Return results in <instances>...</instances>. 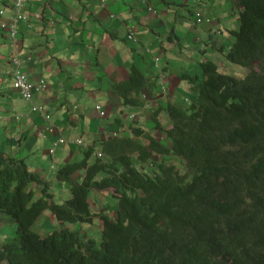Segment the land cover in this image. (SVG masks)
Masks as SVG:
<instances>
[{"label":"trees","instance_id":"16d2710c","mask_svg":"<svg viewBox=\"0 0 264 264\" xmlns=\"http://www.w3.org/2000/svg\"><path fill=\"white\" fill-rule=\"evenodd\" d=\"M236 7L240 26L230 31L232 45L224 54L249 72L238 78L201 61L203 78L187 77L197 87L195 99L165 107L170 144L139 127H131L134 138H101L106 159L91 160L95 147H89L56 174L61 184L80 171L86 178L67 205L55 202L51 184L24 159L0 149V212L17 224L14 236L0 240V264H264V0H237ZM129 77L112 91L124 105H140L131 91L147 76L133 64ZM163 110L152 116L160 131ZM139 150L146 172L135 165ZM171 157L185 161L184 174ZM100 171L110 180H96ZM103 186H114L120 201L109 209L115 215L102 217L97 243L79 224L93 222L87 198L91 188ZM46 211L61 226L41 236L32 227Z\"/></svg>","mask_w":264,"mask_h":264},{"label":"crops","instance_id":"0c3cea01","mask_svg":"<svg viewBox=\"0 0 264 264\" xmlns=\"http://www.w3.org/2000/svg\"><path fill=\"white\" fill-rule=\"evenodd\" d=\"M144 1L149 5L153 4L151 12H147L148 8H141L145 4ZM182 1L197 6L200 3L202 6L205 4L203 7L205 16L207 15L206 18L209 19L212 18V21L210 23L204 21L199 27L194 25V21H190L192 16L188 17V10L175 13L178 3ZM27 2L28 9L36 15L39 14L43 4L48 7V12H50L48 26L45 28L43 24L40 26L37 20L32 21L31 26H28L27 22L21 23L20 35L22 34L26 39H33L37 31L47 34L46 37L48 38V40L42 38L39 43L34 41L30 43L32 50L35 49L38 53H42L35 52L33 55L38 65L30 69V72L33 71V74L37 75L42 70L45 71L42 60L53 58H59V61L68 67V64L63 62L67 56H70L69 62L75 63V69L70 76L67 71L68 68H66L63 71V78L61 76L55 79L47 73L49 81L55 87L50 94L48 92L46 94L36 93L38 97L35 95V102L42 104L37 106L38 110L32 109L31 111V108L29 109L31 104L28 105L29 103L22 99L21 95L15 92L16 90H12L13 95L1 106L5 107L6 112L0 111V148L6 153L24 159L29 169L37 172L39 176L41 175V178L49 182L54 190H56L57 183H53L49 172L48 175L43 172L41 164L47 161V153L58 138L63 134L66 137L69 135L71 137L92 135L88 139L89 144L100 145L98 140L100 141L101 137H108L106 135L108 127H111L113 123L125 125L126 116L119 113L120 109H123L121 98L112 92L113 81L118 77L107 76L103 67H107V70L114 67L123 75L119 79H124L128 77L133 64H135L142 69L141 71L146 76L148 74L152 76L151 79L155 82L158 74L153 76L151 73L153 72L152 68L155 70L152 58L156 55L158 57L160 53L166 55L168 49V51L175 52L177 48L190 50L189 53L193 54L192 51H194L195 46L191 40L197 38L196 35H193V28L199 32L201 41L208 39V44L214 45V42L222 38L224 41L221 42L223 45L220 49L229 42L232 45L231 36L225 32V29L230 34L231 30L236 29V22L238 21V12L234 0H27ZM232 8L235 10L232 11ZM165 9L169 11V16H166V19H161L162 13L160 11L164 12ZM8 14H10V10ZM181 19L183 21L188 19L186 22L189 25L186 23L184 25L185 21L183 22ZM133 22L136 27V35L133 40H130L128 31ZM182 24L183 26H181ZM159 27H162L164 31ZM207 27L211 28L207 29ZM219 29L221 30L219 31ZM179 30L184 33V38L177 32ZM202 33L204 36H201ZM163 34L165 36L161 42L157 36L163 37L161 36ZM80 35L89 37V40H84L85 45L81 43L82 36ZM188 37H191L190 41L187 40ZM64 44H67L68 48H73L75 54L69 55V52L61 46ZM81 47H85V50H92L95 55L91 52L88 53L87 57L85 54L81 55L79 52ZM113 47L117 48L116 53H113ZM144 47L151 48V50L147 52L145 50L146 53H144ZM155 48L157 50L153 55ZM201 57L197 58L201 59ZM192 58L195 59V57ZM172 60L165 57L162 65V71L169 81L171 97L172 89L178 91L177 89L180 87L177 86L178 83L181 87L185 85V82L176 79V75L180 71L177 70V65ZM56 63L59 62L56 61ZM89 65L95 67L94 70H91ZM4 68L0 69V77L6 73L3 71ZM145 70L149 71L148 74L145 73ZM97 74H100L101 77L94 76ZM156 89L157 87L153 89V94L157 93ZM101 100L102 102H99ZM71 104L73 106H70ZM97 105L102 106V112L96 108ZM15 111L22 114L19 120L12 117ZM83 153L84 149L80 148L65 149L60 165L81 159ZM49 169L52 170L51 167ZM54 181L56 182V180ZM5 217L8 218L6 215ZM41 222L42 220L39 221L38 225Z\"/></svg>","mask_w":264,"mask_h":264},{"label":"rangeland","instance_id":"374dc122","mask_svg":"<svg viewBox=\"0 0 264 264\" xmlns=\"http://www.w3.org/2000/svg\"><path fill=\"white\" fill-rule=\"evenodd\" d=\"M236 2H237V0H234V3H236ZM144 5L141 6V8L146 9V8H148L149 3H145ZM9 10H10V14H8ZM234 10H235V8H232V11H234ZM149 11L151 12L152 10L148 9L147 12H149ZM161 13H162L160 15L161 19H166V16H169V11H167L166 9L164 12H162V10H161ZM239 13H240V11H239ZM49 15H50V12H48V7L45 6L44 4L41 6L39 14L36 15V14L32 13L30 11V9H28L27 0H25V1L24 0L23 1L22 0H0V38H1V41H0V69H2L4 67L6 68V69L4 68V70H3V71H6V73H4V75L2 74V76L0 77V93H1L0 94V111L3 113H5L6 111H5V107H1L2 103L4 101H8V99L13 95L12 90H16L15 92L16 93L18 92L19 95H21L22 99H24L26 102L29 103V104L27 103L28 105L31 104L30 108L35 110V109H37V106L42 105L41 103L35 102L36 93L46 94L48 92V94H50V92H53V90H54L55 86L53 83H51L49 81L48 75L50 77L55 78V79L58 77H61V76L63 78V71L66 68H68L67 71H68L69 75L72 76L73 69H75V63L68 61L70 56H67L63 59V62L64 63L66 62L68 64V67L66 65H64L62 62H60L59 58L58 59L53 58V59H48V60H42L45 71L42 70L41 73L37 74V75H34L33 71L30 72V69H32L38 65L36 58L33 56V55H35V52L36 53H38V52L35 51V49L32 50L33 48H32V46H30V43L32 41L39 43V42H41L42 38H44L46 40H48V38L46 37L47 34H43L41 31H37L34 34L35 37L33 39H30V38L26 39V37H24L22 34L20 35L21 21H24L27 18V19H29L28 23L31 25L32 21L37 20V21H39L40 26H41V24H43V26L45 28L48 26V22H49L48 16ZM238 16H240V14L237 15V17ZM204 21H207L208 23H210L212 21V19L209 20V18H204V19H200L198 21L196 20L194 22V24L196 26L201 27V24ZM236 26H237L236 29L239 28L240 18L236 22ZM129 29L130 30L128 31V38L130 40H133L135 38V35H136V27H135L134 22L130 25ZM160 29H162L164 31V29L162 27H160ZM192 30H193L192 32H194L193 35H196L197 38L195 40H191V37H188L187 40H189V41L191 40L195 46L194 51H192L193 54L192 53L190 54L185 49L180 50V48L179 49L177 48L175 52L167 51L166 54H168V55H165L167 58L173 59L172 62L175 65H177V70H179L180 73H178L176 75V79L179 81L186 82L185 85L181 87V85L178 83L177 86H180L178 91L173 90V89L171 90L172 91V97H173L172 98L170 96L171 93L169 91L168 79L165 78L166 82L165 81L161 82L159 79L154 82V80L152 81V79H151L152 76H150L148 74V72L146 71L145 73L148 74L146 77L147 83L151 84V81H152V83L154 85L151 86L150 84L146 83L147 85L145 84L141 89L131 91V94H133V95H131L132 99L138 98L140 103H141L140 104L141 106L140 105L139 106L138 105H124L122 103V100H121V105L123 106V110L120 109V115L125 114V116H126L125 125L123 126V124L113 123L111 125V127H108L106 129V135L108 137H112V136L116 135L118 137L131 136L134 138V134H133L131 127H139L141 129L144 128L143 130H145L146 132L148 131L147 133L153 135L155 138L160 139L161 141H165L164 143L170 144L169 139H167V137H166V133L172 128V123H171V120L169 119V117L165 111V107L167 106L168 102L174 101L175 104L179 105L180 103L182 104L183 102L186 103L187 99H188L187 97H189L192 100L195 99L197 87L194 85H191L188 82V80L186 81L185 79H187L188 76H194V77L198 76L200 79L203 78V73L201 71L202 69H201V67H199L200 66L199 64L201 63V61H206V60L213 61V62L218 64L220 71H222L224 73L232 74L238 78H243L249 72V68L234 65V64H232L226 60L224 53L227 50H229V45H231V42H229V44H226V46H224V48H223L225 50L224 51L223 49H220V46L223 45L221 43V42H223L222 38H220L219 41L214 42L215 43L214 45H211V44L207 45L208 40H206V41L204 40L206 42V45H205V42L200 40L199 32L195 28H193ZM17 31H18V34H17ZM225 32L228 35H230L226 29H225ZM161 33H163V32H161ZM178 33L180 36H183V37L185 36L184 33L181 32L180 30L178 31ZM83 35H80V36H82L81 37V43L83 45H85L86 43L84 40H89V37H84ZM203 35L204 34L202 33V36ZM162 36L163 37L157 36V38L161 41L165 35L163 34ZM166 41H168V38H166ZM184 41H186V40H184ZM66 42H68V40H66ZM199 44H200V46H199ZM61 46H62V48H64V50H67L69 52V55L71 53L75 54V52L73 51V48H68L67 44H64ZM13 47H14V49H12ZM199 47H201V48L203 47V48L199 49ZM112 50H113V53H116L118 51L116 47H113ZM145 50L147 52L148 48L144 49V53H145ZM156 50L157 49L155 48L153 54L155 53ZM205 50H207V51H205ZM79 52L81 53V55L85 54L86 55L85 57L88 56L89 52H91L93 55H95L92 50H90V49L85 50V47H81L79 49ZM38 54H42V53H38ZM163 54L164 53H160L159 63L157 61L158 60L157 55H156V58H152V60L154 61V66H155V70H153L154 68H152V70H153L152 74L153 75H156V74H158V75L162 74L163 75L164 74V72L162 71V65H163L164 59H165ZM201 55H202V57L199 61V59L197 57H199ZM206 55H208V56H206ZM190 56L195 57V59H193ZM71 60H73V59H71ZM149 60L151 62L150 58H149ZM56 61H58L59 63H56ZM195 65L198 66L199 68L195 67ZM24 68H25V70H24ZM89 68L90 69L92 68L91 70H94L93 68H95V67H92L91 65H89ZM103 70L106 72L107 76L114 75L115 77H118L117 79H115L113 81L116 85L129 83V78H130L129 75L130 74L128 75V77H126L124 79H119V78L123 77V75L120 74L114 67H110V68H108V70H107V67H103ZM140 70H142V69H140ZM95 71H97V70L95 69ZM188 72H190V73H188ZM47 73H48V75H47ZM94 76H96L97 78L101 77L100 74H97ZM164 76H165V74H164ZM20 78H23L26 82H28L32 86V89L29 93L26 90H24L23 87L20 85ZM149 86H151V87H149ZM16 87H18V88H16ZM147 87H148V89H147ZM154 87L155 88L157 87V89H156L157 93L156 94H153ZM10 89H11V91H10ZM32 90H33V93H31ZM117 95L121 98V96L119 94H117ZM172 99H173V101H172ZM147 100H149V101H147ZM150 101L152 103V106H151ZM96 102H97V100H96ZM99 102H102V100ZM70 106H73V104H71ZM158 107H161L162 109H164L158 116V119L161 122V126L163 125V127H164L163 131H160L157 129L155 130V127H154L155 122L152 118L153 113H154L153 111H155V109ZM133 111H136V112H133ZM48 113H49V111H48ZM12 117L15 120H19L20 117H22V114L15 111L14 116H12ZM138 119H140V120H138ZM130 124H132V126H129ZM135 125H137V126H135ZM90 136H92V135L74 136V137H71L69 135V136H67L68 137L67 138V137L62 135V137H60L54 143L52 150H50L51 152L49 151L47 153V156H46L47 161L46 162L44 161L41 164V166H42L41 169L43 170V172L46 175H48V172H49L50 176L53 179L54 184L57 183V185L55 186L56 190L52 189L53 187H50L51 193L53 194V196L55 195L54 200L57 204H60V205L66 204L67 205L70 202L74 201L75 194H74L73 188L83 186L85 181H86L85 177H81L82 171H80L79 174L75 173L72 176L70 182H64V184L60 183V181L56 178V174H58L59 170L61 169V166L64 165V164L60 165V163L62 161V157L64 156L62 153L65 151V149H69V148H73V149L80 148V149H82L81 147L85 143H88V141H89L88 139ZM138 139H140V141L143 144L147 145V143H148L147 139L136 138V140H138ZM98 142H100V141H98ZM139 152L141 153V151L139 150L135 154L139 157L140 160H138V158L135 155L133 156V158L135 160V165L139 169H141L142 172H146L149 168H147V165L145 163H143L145 161H143L141 159V156H139ZM96 157L97 156L94 155L92 158L94 159ZM106 158L107 157H100V159H106ZM152 158L154 161L155 160L159 161L161 156L154 153ZM166 159L168 160L169 158H166ZM169 162L172 164L175 163L177 166V169H179L182 174L185 173V170H184L185 161H180L179 159H177L175 157L174 158L171 157ZM66 163H69V162H66ZM50 167L52 168V170L49 169ZM110 177H111V175L109 173L106 174V173H103L102 171H100L96 175L95 179L96 180H98V179H101V180L109 179L110 180ZM54 178H55L56 182L54 181ZM75 179H77V180H75ZM107 186L102 187L103 191L102 190H96V188H91V192L88 195L87 200L90 198L89 201H90V205H91V211L94 214L92 217L93 222L91 224H79V226L82 228L81 232H83V235L88 236L90 238H94L97 243H100V241H101L102 230L104 227L102 217L106 213H108L109 215H111V214L115 215L114 212L110 214L109 209L116 210L119 206V201H120L119 200L118 203L115 201V197H114L115 196V192H114L115 187L114 186L113 187H107ZM38 190H39V192H41L40 189H38ZM94 192H96V193H94ZM93 193H94V196H91ZM39 195H40V193L37 194V196H39ZM5 215L6 214L0 212V217H3V216L5 217ZM8 218H6V217L0 218V240L3 239V237L6 236V234H8L7 235L8 237H10L11 235L14 236V234L16 232L15 229L17 228V224L14 223V221H12V219H10V218L8 219ZM40 220H42V222L40 225H38ZM129 223H130V221L126 220V224L128 225ZM60 226H61V223L58 222L54 218L53 214L50 211H47L38 219V221L36 222V225L34 227H37V229H39L41 234H44L45 231H50V230H53V229L58 228ZM71 226H73V225H71Z\"/></svg>","mask_w":264,"mask_h":264},{"label":"bare ground","instance_id":"6f19581e","mask_svg":"<svg viewBox=\"0 0 264 264\" xmlns=\"http://www.w3.org/2000/svg\"><path fill=\"white\" fill-rule=\"evenodd\" d=\"M23 1V0H22ZM25 1V0H24ZM202 1V0H201ZM144 3H145V1H144ZM203 4V3H202ZM153 5V4H152ZM152 5H149L148 6V9L149 10H152L153 9V7H152ZM205 5V4H204ZM202 6L201 5V3L197 6V5H195V4H193V3H187L186 1L185 2H179L178 3V8L176 9V12L175 13H179L180 11H184V10H188V17H191L192 16V19L190 20V21H198V20H200V19H204V18H206L207 17V15L205 16V12H204V8L203 7H205V6ZM237 8V7H236ZM175 10V9H174ZM214 10V9H213ZM210 11H211V9H210ZM157 12V11H156ZM161 12V11H160ZM237 12H238V9H237ZM213 13V12H212ZM158 14V13H157ZM187 14V13H186ZM185 14V15H186ZM207 14H209V13H207ZM209 15H211V14H209ZM213 15V14H212ZM211 15V16H212ZM32 16V15H31ZM157 16V15H156ZM119 17V16H118ZM218 17V16H217ZM158 19V18H157ZM177 19V18H176ZM212 18H210L209 20H211ZM32 20V19H31ZM159 20V19H158ZM182 20V19H181ZM188 20V19H187ZM187 20H182L183 22H184V25H185V23L186 24H188L186 21ZM28 21H29V19H25L24 21H21V23H23V22H27L28 23ZM202 21V20H201ZM158 22V21H157ZM177 22V21H176ZM178 23V22H177ZM158 24V23H157ZM174 24V23H173ZM176 24V23H175ZM197 24V23H196ZM203 24V23H202ZM201 24V25H202ZM207 24V23H206ZM215 24V23H214ZM189 25V24H188ZM195 25V24H194ZM205 25V24H204ZM28 26H31L29 23H28ZM27 26V27H28ZM176 26V25H175ZM181 26H183V24L181 25ZM211 26V25H210ZM134 27V26H133ZM177 27V26H176ZM180 27V26H179ZM205 27V26H204ZM160 28V27H159ZM172 28V27H171ZM210 29L211 27H207V29ZM28 29V28H27ZM131 29V28H130ZM129 29V30H130ZM145 29V28H144ZM151 29V28H150ZM175 29H177V28H175ZM184 29H185V27H184ZM206 29V30H207ZM178 30V29H177ZM221 29H219V31H220ZM229 31H230V29H228ZM133 31V30H132ZM138 31V30H137ZM151 31V30H150ZM171 31V30H170ZM236 31V30H235ZM167 32V31H166ZM166 32H163L164 34L166 33ZM178 32V31H177ZM203 32V31H202ZM16 33V32H15ZM175 33V32H174ZM194 33V32H193ZM197 33V32H196ZM218 33V32H217ZM231 33V32H230ZM234 33V32H233ZM17 34H18V31H17ZM157 34H158V32H157ZM159 34H160V32H159ZM219 34V33H218ZM232 35V34H231ZM235 35V34H234ZM18 36V35H17ZM162 36V35H161ZM202 36V35H201ZM204 36V35H203ZM218 36V35H217ZM167 37V36H166ZM169 37H171L170 35H169ZM192 37H193V35H192ZM184 38V37H183ZM231 38V37H230ZM133 39V38H132ZM161 39V38H160ZM217 39V38H216ZM19 40V39H18ZM155 40V39H154ZM194 40V39H193ZM201 40V39H200ZM208 40V39H207ZM219 40V39H218ZM228 40V39H227ZM171 41H172V39H171ZM205 41H206V39H205ZM205 41H203V42H205ZM224 41V40H223ZM161 42H163V41H161ZM160 42V43H161ZM170 42V41H169ZM177 42V41H176ZM223 43V42H222ZM150 44V43H149ZM211 44V43H210ZM158 45V44H157ZM156 45V46H157ZM207 45H208V42H207ZM12 46V45H11ZM199 46H200V44H199ZM230 46V45H229ZM141 47H143V46H141ZM145 47H147V46H145ZM144 47V48H145ZM153 47V45L151 46V48ZM221 47V46H220ZM150 48V49H151ZM158 48V47H157ZM203 48V47H202ZM201 47H199V49H202ZM216 48V47H215ZM228 48V47H227ZM12 49H14V47L12 48ZM11 49V50H12ZM19 49V48H18ZM146 49V48H145ZM149 49V48H148ZM223 49V48H222ZM17 50V49H16ZM137 50V49H136ZM135 50V51H136ZM169 50V49H168ZM167 50V51H168ZM193 50V49H192ZM224 50V49H223ZM154 51V50H153ZM190 50H188V52H189ZM205 51H207V50H205ZM209 51V50H208ZM211 51V50H210ZM218 51V50H217ZM222 51V50H221ZM220 51V52H221ZM225 51V50H224ZM16 52V51H15ZM139 52V51H138ZM214 52V51H213ZM140 53H141V51H140ZM139 53V54H140ZM146 53V52H145ZM151 53V52H150ZM166 53V52H165ZM202 54V53H201ZM210 54V53H209ZM154 55V54H153ZM166 55H168V54H166ZM171 55V54H170ZM203 55V54H202ZM201 55V56H202ZM8 56V55H7ZM206 56H208V55H206ZM164 57H166L165 55H164ZM177 57V56H176ZM175 57V58H176ZM190 57H192V56H190ZM171 58V57H170ZM174 58V57H173ZM218 58V57H217ZM19 59V58H18ZM161 59V58H160ZM164 59V58H163ZM205 59V58H204ZM200 60V59H199ZM11 61V60H10ZM158 61V60H157ZM161 61V60H160ZM208 61V60H207ZM210 61V60H209ZM223 61V60H222ZM182 64V63H181ZM185 64V63H184ZM188 64V63H187ZM195 64V63H194ZM13 65V64H12ZM25 65V64H24ZM172 65V64H171ZM200 65V64H199ZM203 64L201 63V66H202ZM14 66V65H13ZM179 66V65H178ZM188 66V65H187ZM160 67V66H159ZM168 67V66H167ZM186 67V66H185ZM189 67V66H188ZM195 67H197V68H199L198 66H196L195 65ZM191 68V67H190ZM15 69V68H14ZM21 69V68H20ZM23 69V68H22ZM150 69V68H149ZM157 69V68H156ZM174 69V68H173ZM24 70H25V68H24ZM151 70V69H150ZM154 70V69H153ZM167 70V69H166ZM186 70V69H185ZM146 71V70H145ZM161 71V70H160ZM22 72V71H21ZM149 72V71H148ZM151 72V71H150ZM195 72V71H194ZM20 73V72H19ZM188 73H190V72H188ZM152 74V73H151ZM167 75H168V73H167ZM13 76V75H12ZM29 76V75H28ZM43 76V75H42ZM154 76V75H153ZM182 76V75H181ZM15 77V76H14ZM13 77V78H14ZM179 77V76H178ZM165 78H167L166 76H164V74L162 75V74H159L158 75V78H157V80L159 79L161 82L162 81H165ZM41 79V78H40ZM147 79V78H146ZM186 81L187 80H189V79H185ZM153 81V80H152ZM152 81H151V84L150 83H147V84H150L151 86H153L154 84L152 83ZM40 82V81H39ZM166 82V81H165ZM28 83V82H27ZM186 83V82H185ZM43 84V83H42ZM45 84V83H44ZM114 84V83H113ZM146 84V85H147ZM18 85V84H17ZM151 86H149V87H151ZM35 87V86H34ZM146 87V86H145ZM161 87V86H160ZM189 87V86H188ZM16 88H18V87H16ZM155 88V87H154ZM147 89H148V87H147ZM113 90V89H112ZM151 90V89H150ZM178 90V89H177ZM193 91V90H192ZM191 91V92H192ZM116 92V91H115ZM119 92V91H118ZM117 92V93H118ZM155 92V91H154ZM194 92V91H193ZM31 93H33V90H32V92ZM114 93V92H113ZM1 94V93H0ZM24 94V93H23ZM37 97H38V95H36ZM171 96V95H170ZM179 96V95H178ZM156 97V96H155ZM181 97V96H180ZM178 98V97H177ZM29 100V99H28ZM166 100V99H165ZM136 101H137V99H136ZM135 101V102H136ZM149 101V100H148ZM172 101H173V99H172ZM142 102V101H141ZM174 102V101H173ZM179 102V101H178ZM31 103V102H30ZM137 104H138V102H137ZM179 104V103H178ZM181 104V103H180ZM184 104V103H183ZM187 105V104H186ZM218 105V104H217ZM222 105V104H221ZM35 106V105H34ZM139 106V105H138ZM141 106V105H140ZM31 107V106H30ZM30 107H29V109H30ZM188 107V106H187ZM34 108V107H33ZM41 108V107H40ZM123 108V107H122ZM125 109V108H124ZM196 109V108H195ZM201 109V108H200ZM38 110V109H37ZM123 110V109H122ZM143 110V109H142ZM29 111V110H28ZM31 111H32V109H31ZM36 112V111H35ZM38 112V111H37ZM133 112H136V111H133ZM154 112V111H153ZM42 113V112H41ZM120 113V112H119ZM30 114H31V112H30ZM133 114V113H132ZM40 115V114H39ZM122 115V114H121ZM32 116V115H31ZM146 116V115H145ZM130 117V116H129ZM137 117V116H136ZM143 117V116H142ZM157 117V116H156ZM133 118V117H132ZM140 118V117H139ZM121 119V118H120ZM131 119V118H130ZM135 119V118H134ZM138 120H140V119H138ZM144 120V119H143ZM131 123V122H130ZM170 123V122H169ZM121 124V123H120ZM135 126H137V125H135ZM160 126V125H159ZM125 129V128H124ZM144 129V128H143ZM223 129V128H222ZM221 129V130H222ZM149 130V129H148ZM156 130V129H155ZM148 132V131H147ZM158 132V131H157ZM223 133V132H222ZM117 134V133H116ZM64 135V134H63ZM60 136V135H59ZM116 136V135H115ZM66 137V136H65ZM68 138V137H67ZM100 138V137H99ZM102 138V137H101ZM163 138V137H162ZM106 139V138H105ZM164 139V138H163ZM99 141V140H98ZM87 144H89V142L88 143H85L81 148L82 149H84V150H87V147H85V145H87ZM54 145V144H53ZM58 146V145H57ZM50 150H52V147L50 148ZM49 150V151H50ZM51 152V151H50ZM97 158V157H96ZM81 170H84V169H81ZM30 171H32V170H30ZM37 173V172H36ZM56 173V172H55ZM38 174V173H37ZM39 175V174H38ZM53 176V175H52ZM40 177H41V175H40ZM39 177V178H40ZM42 180H44L45 181V179H43V178H41ZM80 179V178H79ZM55 180V179H54ZM75 180H77V179H75ZM54 183V182H53ZM53 183H52V185H53ZM39 184V183H38ZM34 189L36 190V194H38V193H40L39 192V185L38 186H34ZM53 189V188H52ZM94 190V189H93ZM96 191V190H95ZM103 191V190H102ZM55 196V195H54ZM58 196V195H57ZM64 196V195H63ZM13 221V220H12ZM14 223H16V222H14ZM16 225V224H15ZM36 225V224H35ZM34 225V226H35ZM15 228V227H14ZM16 230V229H15ZM32 230L33 231H36V232H38L41 236H42V234H41V232L39 231V229H37V227H32ZM37 233V234H38ZM45 234V233H44ZM43 234V235H44ZM15 235V234H14ZM12 236V235H11ZM10 236V237H11ZM6 237H8V236H6ZM5 236L3 237V239H5L6 238ZM3 239H1V240H3Z\"/></svg>","mask_w":264,"mask_h":264},{"label":"built area","instance_id":"2783aa9c","mask_svg":"<svg viewBox=\"0 0 264 264\" xmlns=\"http://www.w3.org/2000/svg\"><path fill=\"white\" fill-rule=\"evenodd\" d=\"M20 85L23 87V89L24 90H26L28 93L31 91V89H32V86L29 84V83H27L23 78H20ZM98 108L100 109V106H98ZM85 147H88V144L87 145H85ZM95 155H97L98 157H101L103 154H102V152L98 149V148H96L95 149Z\"/></svg>","mask_w":264,"mask_h":264},{"label":"clouds","instance_id":"9594fccd","mask_svg":"<svg viewBox=\"0 0 264 264\" xmlns=\"http://www.w3.org/2000/svg\"><path fill=\"white\" fill-rule=\"evenodd\" d=\"M150 50H151V49H148L147 51H150ZM154 58H156V57H154ZM157 59H158V63H159V57H158V56H157ZM147 101H148V100H147ZM150 103H151V101H150ZM183 103H185V102H183ZM98 106H100V109L98 108ZM151 106H152V103H151ZM96 108L99 109V110H101L102 106H101V105H97ZM101 112H102V110H101ZM48 118H49V117H48ZM61 137H62V136H61ZM107 138H108V137H107ZM58 139H59V138H58ZM58 139H57V140H58ZM57 140H56V141H57ZM89 147H95V148H94V152H95V149H96V148H98V149L102 152L101 147H100L99 144H96V145L88 144L87 149H89ZM102 154H103V152H102ZM94 155H95V153L93 154V156H94ZM95 156H97V155H95ZM97 157H98V156H97ZM101 157H103V155H102Z\"/></svg>","mask_w":264,"mask_h":264}]
</instances>
